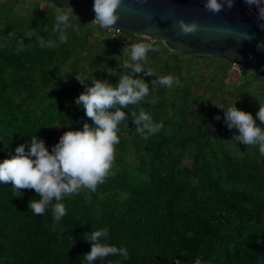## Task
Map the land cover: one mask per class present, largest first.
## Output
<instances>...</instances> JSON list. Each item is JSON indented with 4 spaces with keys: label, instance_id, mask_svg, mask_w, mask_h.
<instances>
[{
    "label": "trees",
    "instance_id": "obj_1",
    "mask_svg": "<svg viewBox=\"0 0 264 264\" xmlns=\"http://www.w3.org/2000/svg\"><path fill=\"white\" fill-rule=\"evenodd\" d=\"M57 9L71 17L66 43L53 32ZM72 9L46 0H0V162L20 144L27 151L34 135L51 151L59 125L62 134L95 126L75 104L85 88L74 74L113 84L130 74L122 65L135 35L111 36ZM37 37L55 46L41 48ZM148 43L160 50L149 51L143 67L180 80L169 89L151 83L156 76L135 74L149 84L135 110L163 128L145 140L132 123L133 106L124 109L128 128L120 126L111 173L96 191L66 196L59 221L51 205L43 215L29 210V200L39 199L34 190L14 197L10 184H0V264H87L85 233L103 228L109 236L102 242L127 248L129 258L94 264H195L196 258L264 264V156L258 146L232 140L238 130L225 125V109L214 104L235 103L255 116L264 101V75L244 69L229 82L231 57Z\"/></svg>",
    "mask_w": 264,
    "mask_h": 264
},
{
    "label": "clouds",
    "instance_id": "obj_2",
    "mask_svg": "<svg viewBox=\"0 0 264 264\" xmlns=\"http://www.w3.org/2000/svg\"><path fill=\"white\" fill-rule=\"evenodd\" d=\"M122 3L123 0H94L95 18L91 23L112 33L113 29L118 28L116 25L120 19L119 9ZM234 3L235 0H204V7L209 12L219 14L225 7L230 10ZM245 3L257 9L259 26L264 29V0H245ZM70 18L68 12L57 9L53 32L59 33L61 43L67 42L65 29L72 27ZM175 27L181 36L195 35L200 31H214L225 37L234 35V30L230 27L202 28L197 21L187 22L182 18L176 21ZM43 30L47 31V26ZM33 34L29 31L25 35L32 37ZM37 39L41 48L55 46L52 40H45L43 37ZM240 39L251 40L252 36L244 33ZM257 48L264 49V41L259 42ZM159 50L152 43H131L128 49L129 59L124 60L122 65L130 74L120 75L118 84L89 78L82 73L74 74L85 88L75 99V104L84 109L85 115L95 126L85 123L82 129L65 131L51 151L43 139L36 135L30 137V148L27 151L26 144H20L15 149V155L0 162V184H10L14 197H20L19 193L25 190H34L39 199L29 200V210L35 215H43L51 205L55 221L66 215V207L61 202L66 196L76 195L83 189L96 191L105 182L114 165L115 146L120 143V126L128 128L126 121L129 120V113L124 109L133 106L130 112L132 123L136 126V132L145 140L163 128V124L154 122L150 114L142 109L137 112L134 107L149 95V84L136 78L135 74L145 72L146 75L156 76L157 79L151 83H158L169 89L180 84L178 77L171 74L158 75L143 67L141 62H147L148 52ZM89 79L92 80L91 85L88 84ZM259 101L260 106L255 116L237 108L235 103L227 107L213 103L225 109V125L229 129L238 130V135H234L232 140L243 143L247 148L258 146L259 153L264 156V127H261L264 124V101ZM216 119L220 117L217 116ZM108 236V228L85 233V239L91 243L90 251L83 256L87 264H94L109 256L119 255L125 260L129 258L127 248L102 242V238L106 240ZM175 262L181 264L179 259ZM195 264H201V260L196 258Z\"/></svg>",
    "mask_w": 264,
    "mask_h": 264
},
{
    "label": "water",
    "instance_id": "obj_3",
    "mask_svg": "<svg viewBox=\"0 0 264 264\" xmlns=\"http://www.w3.org/2000/svg\"><path fill=\"white\" fill-rule=\"evenodd\" d=\"M46 1L70 6L95 18L94 0ZM119 12L116 26L124 32L162 41L171 51L231 57L244 69L264 75V49L257 48L264 41V29L259 26L257 9L249 7L245 0H235L230 10L225 7L219 14L207 11L204 0H123ZM181 18L187 22L195 20L202 28L230 27L234 35L225 37L214 31H200L181 36L175 27ZM244 33L252 39H240Z\"/></svg>",
    "mask_w": 264,
    "mask_h": 264
},
{
    "label": "built area",
    "instance_id": "obj_4",
    "mask_svg": "<svg viewBox=\"0 0 264 264\" xmlns=\"http://www.w3.org/2000/svg\"><path fill=\"white\" fill-rule=\"evenodd\" d=\"M122 31L123 30L117 28V29H113L112 33H109L108 31L107 32H108L109 35H116V34H120ZM154 40L155 39L151 38V37H141V36L135 35V37L133 38L132 43H136V42H146V43H148L149 41H154ZM229 65H230L229 78L234 81L240 76V74L242 73L244 68L241 67L234 59H232L229 62Z\"/></svg>",
    "mask_w": 264,
    "mask_h": 264
},
{
    "label": "rangeland",
    "instance_id": "obj_5",
    "mask_svg": "<svg viewBox=\"0 0 264 264\" xmlns=\"http://www.w3.org/2000/svg\"><path fill=\"white\" fill-rule=\"evenodd\" d=\"M42 5H45V2L42 3ZM229 82H234L233 80H231L230 78L228 79ZM63 132V129L61 128V125L58 126V135L57 136H61ZM188 163V161H186Z\"/></svg>",
    "mask_w": 264,
    "mask_h": 264
}]
</instances>
